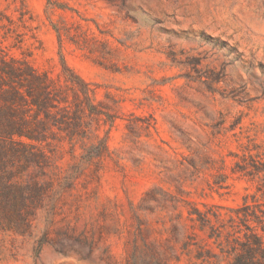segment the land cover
Listing matches in <instances>:
<instances>
[{
  "label": "rangeland",
  "instance_id": "374dc122",
  "mask_svg": "<svg viewBox=\"0 0 264 264\" xmlns=\"http://www.w3.org/2000/svg\"><path fill=\"white\" fill-rule=\"evenodd\" d=\"M0 50L102 111L46 148L27 224L0 209V264H226L264 190V0H0Z\"/></svg>",
  "mask_w": 264,
  "mask_h": 264
},
{
  "label": "trees",
  "instance_id": "16d2710c",
  "mask_svg": "<svg viewBox=\"0 0 264 264\" xmlns=\"http://www.w3.org/2000/svg\"><path fill=\"white\" fill-rule=\"evenodd\" d=\"M76 79L79 88L72 81L58 84L28 61L8 59L0 50V209L16 226L27 224L50 185L44 177L52 159L46 148L65 136L82 137L86 131L82 114L102 113L89 84ZM102 145L106 149L104 140ZM89 148L90 155L100 153L96 146ZM261 165L258 171H264V162ZM23 173L25 183L20 180ZM260 197L254 194L251 202L245 198L230 209L231 230L218 241L219 256L226 264H264V190ZM198 219L202 223L207 217L198 212Z\"/></svg>",
  "mask_w": 264,
  "mask_h": 264
}]
</instances>
